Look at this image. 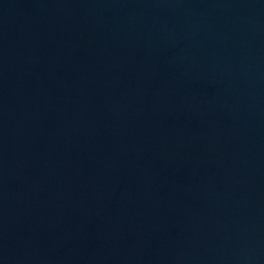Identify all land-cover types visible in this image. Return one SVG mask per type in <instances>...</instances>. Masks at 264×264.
<instances>
[{"label": "water", "instance_id": "95a60500", "mask_svg": "<svg viewBox=\"0 0 264 264\" xmlns=\"http://www.w3.org/2000/svg\"><path fill=\"white\" fill-rule=\"evenodd\" d=\"M0 264H264V0H0Z\"/></svg>", "mask_w": 264, "mask_h": 264}]
</instances>
